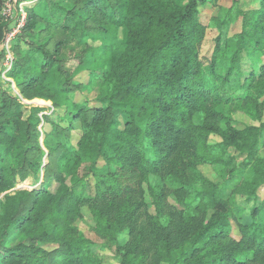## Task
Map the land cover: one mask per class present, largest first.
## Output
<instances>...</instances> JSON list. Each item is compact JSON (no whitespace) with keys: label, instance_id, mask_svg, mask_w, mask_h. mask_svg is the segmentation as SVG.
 Masks as SVG:
<instances>
[{"label":"trees","instance_id":"trees-1","mask_svg":"<svg viewBox=\"0 0 264 264\" xmlns=\"http://www.w3.org/2000/svg\"><path fill=\"white\" fill-rule=\"evenodd\" d=\"M5 1L0 0V45L9 29L1 11ZM27 1L36 4L28 7L24 29L33 34L40 22L43 34L37 35L44 40L27 41L29 47L20 39L9 74L23 89H36L37 97L69 101L79 88L59 64V45L54 51L48 47L56 27H68L70 36L71 27L86 33L95 25L126 26L128 37L114 50L101 81L98 99L107 106L86 104L72 112L82 122L78 143L65 126L52 122L44 145L49 155L62 149L60 167L32 192L1 196L18 180L40 177L46 154L39 142L42 109L32 106L26 113L24 104L0 87V264H101L95 241L71 232L84 205L95 217L102 245L115 251L121 264H264V62L248 73L243 66L245 54L264 57V0L257 10L233 13L225 7L211 19L220 30L209 64L198 55L209 24L200 7L208 0ZM238 23L240 31L232 33ZM49 71L54 79L46 83ZM119 106L128 115L123 128ZM239 111L256 124L235 125ZM212 134L221 141L209 143ZM100 160L108 171L97 170ZM201 164L229 170V176L214 182L200 171ZM65 173L90 175L94 190L87 193V181L82 191L65 181L50 189L53 176ZM151 176L160 181L151 183ZM30 196L32 205L23 212ZM171 196L182 211L172 207ZM240 197L254 199L249 221ZM125 230L129 239L121 248ZM17 232L24 238L13 244ZM50 241L62 248L52 253L41 246Z\"/></svg>","mask_w":264,"mask_h":264},{"label":"rangeland","instance_id":"rangeland-1","mask_svg":"<svg viewBox=\"0 0 264 264\" xmlns=\"http://www.w3.org/2000/svg\"><path fill=\"white\" fill-rule=\"evenodd\" d=\"M187 1L188 0H178V2L181 4H184ZM35 4L36 1L6 0L2 6V14L6 16V21L8 22V32L12 29L16 30V32L12 36V39L8 41V43H6V34L3 43L0 45V59L2 61L0 64V87L6 88L8 92L12 94V96L24 104V110L26 113L28 108L32 106L41 107L42 110L39 113L41 121L38 126V130L40 131L39 142L43 150H46V154L42 159L43 166L42 170L40 171L39 178L31 176L23 181L18 180L13 188L5 191L1 196L6 193L15 194L20 190L32 192L36 188H39L41 185L45 184L46 180L50 177V174L58 171L61 163L62 149H59L57 152L49 155V151L44 145L46 135L54 128L52 122L55 121L57 124L65 126L74 145L78 143L82 136V122L80 118H72V112L76 111V109L82 108L86 104L91 108H101L107 106L108 103L103 101L100 102L98 99L101 81L109 71L113 60L117 55V53H114V50L117 46L125 43L128 37V28L126 26L118 27L111 25V28L108 27L105 29L95 25L90 32L86 33L85 31L81 32L80 30L73 31L71 27L70 30L72 32L70 36L68 27H56L54 29L56 31L51 35L48 41V47L50 50L54 51L59 45L61 49V53L59 55L61 62L59 64L64 66L67 75L71 79V82L78 84L79 88L72 93L69 101H55L51 98L37 97L36 89H23L22 86L17 84L16 79L11 77L9 74L13 63L18 57L17 48L20 43V39L24 40L22 42L26 43L29 47V43L33 45L39 40H44L39 36L40 34H43V32L39 34L42 28L40 22L36 24L33 29H31L33 34H28L30 33L29 30L26 32L24 29L28 15V7L34 6ZM260 6V0H208L206 4H203L200 7L201 19L207 24L209 22V24L207 27V35L199 45L198 55L201 61L204 64H209L212 60L220 28L214 25L213 20L211 19L218 17L221 9H225V7H233V13H235L236 8H240L243 11L249 12L259 9ZM72 21H74V19ZM19 23L21 24L18 25ZM238 31H240L239 23L232 28V33H236ZM68 38V42L62 43L63 40ZM70 41L72 42L70 43ZM72 43L78 44L79 48L77 51L70 50L69 47ZM26 44L25 47L28 48ZM112 48L114 49L112 50ZM79 51L82 52L83 56H81L79 53L76 55V52ZM232 52H234V49H232L230 53ZM257 61L264 62V57L260 55L248 56L245 54L243 56V66L245 68L244 71L246 70V73H248V71L254 67ZM48 75L49 77L46 78V83H49L54 79L53 71H49ZM231 91L236 93L240 92V90L234 91L233 89H231L230 92ZM260 107L263 111L264 121V96L260 99ZM116 114L118 115V123L120 124V127L123 128V125H125L127 122L126 120L128 116L125 108L119 106ZM233 117L235 120V125L244 126L256 124V121L243 111L235 113ZM65 118H70V121H67ZM208 140L209 143L216 144L221 141V138L217 134H212ZM260 156L264 157V145L260 149ZM107 166L108 165L104 160H100V163L98 162L96 168L98 171L106 172L108 171ZM198 168L204 176L214 182H223L224 178L229 176V170L222 172L219 168L212 164H201ZM67 174L68 173H65L61 177H59V174H55L53 176L54 179L51 182L50 189L57 188L61 181H65L68 185H73L76 189L82 191L85 186V182L87 181V193H90L94 190V179L90 175H88L86 178H80V176L76 174ZM159 181L160 180L158 178L151 176V183H157ZM145 190L148 192L147 184H145ZM147 197L149 198V196ZM169 200L175 211H182L184 209V206L177 203L173 196H171ZM238 201L247 207L244 214V220L249 221L250 208L254 203V199L240 197L238 198ZM31 205L32 196H30L28 203L24 206L23 212H26L28 209H30ZM71 225L74 228V230L71 231L73 236L79 238H90L95 241L96 244L93 247V252L100 257L101 264H121V257L109 247L102 245L101 239L94 230L96 226L95 217L88 206H81L80 215H78L72 221ZM23 235L24 233H15L12 237L13 244L16 241L23 239ZM128 239V230L120 233L119 241L121 248H124ZM41 246L48 249V251H51L52 253H57V250L62 248V246L55 241L44 242L41 244Z\"/></svg>","mask_w":264,"mask_h":264},{"label":"built area","instance_id":"built-area-1","mask_svg":"<svg viewBox=\"0 0 264 264\" xmlns=\"http://www.w3.org/2000/svg\"><path fill=\"white\" fill-rule=\"evenodd\" d=\"M21 23H19L18 25H20ZM16 30H10L8 33H7V36H6V43H8L9 40L12 39V36L15 34Z\"/></svg>","mask_w":264,"mask_h":264}]
</instances>
